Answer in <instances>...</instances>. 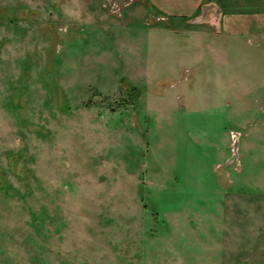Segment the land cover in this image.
Instances as JSON below:
<instances>
[{"label":"rangeland","instance_id":"374dc122","mask_svg":"<svg viewBox=\"0 0 264 264\" xmlns=\"http://www.w3.org/2000/svg\"><path fill=\"white\" fill-rule=\"evenodd\" d=\"M141 4L0 0V264H247L264 43Z\"/></svg>","mask_w":264,"mask_h":264},{"label":"crops","instance_id":"0c3cea01","mask_svg":"<svg viewBox=\"0 0 264 264\" xmlns=\"http://www.w3.org/2000/svg\"><path fill=\"white\" fill-rule=\"evenodd\" d=\"M144 3L139 12H156L168 19L186 22L199 18L203 10L215 9L216 15L209 22L222 36L246 40L252 46L264 43V0H144ZM234 200L239 202L242 210L249 206L253 208L258 218L252 228L257 236L256 246L244 261L264 264V193L226 194L227 202ZM228 263L234 264L233 261Z\"/></svg>","mask_w":264,"mask_h":264},{"label":"built area","instance_id":"2783aa9c","mask_svg":"<svg viewBox=\"0 0 264 264\" xmlns=\"http://www.w3.org/2000/svg\"><path fill=\"white\" fill-rule=\"evenodd\" d=\"M127 1H128V0H127ZM129 1H132V2H133L134 0H129ZM130 3H131V2H130ZM119 7H120L119 5L112 4V5H111V11H117V8H119ZM231 139H232V141H233V140H234V141L239 140L238 134L233 133Z\"/></svg>","mask_w":264,"mask_h":264},{"label":"water","instance_id":"95a60500","mask_svg":"<svg viewBox=\"0 0 264 264\" xmlns=\"http://www.w3.org/2000/svg\"><path fill=\"white\" fill-rule=\"evenodd\" d=\"M204 13H207V9L205 10V12Z\"/></svg>","mask_w":264,"mask_h":264}]
</instances>
